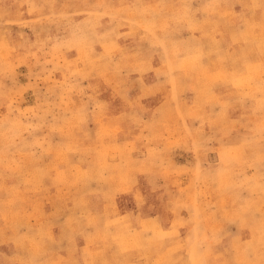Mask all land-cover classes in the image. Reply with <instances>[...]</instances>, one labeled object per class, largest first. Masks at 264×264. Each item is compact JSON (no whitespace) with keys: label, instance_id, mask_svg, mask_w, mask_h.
I'll use <instances>...</instances> for the list:
<instances>
[{"label":"rangeland","instance_id":"374dc122","mask_svg":"<svg viewBox=\"0 0 264 264\" xmlns=\"http://www.w3.org/2000/svg\"><path fill=\"white\" fill-rule=\"evenodd\" d=\"M0 264H264V0H0Z\"/></svg>","mask_w":264,"mask_h":264}]
</instances>
